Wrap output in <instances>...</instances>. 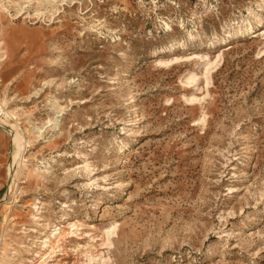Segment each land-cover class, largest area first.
I'll return each mask as SVG.
<instances>
[{"label": "rangeland", "instance_id": "374dc122", "mask_svg": "<svg viewBox=\"0 0 264 264\" xmlns=\"http://www.w3.org/2000/svg\"><path fill=\"white\" fill-rule=\"evenodd\" d=\"M0 264H264V0H0Z\"/></svg>", "mask_w": 264, "mask_h": 264}, {"label": "bare ground", "instance_id": "6f19581e", "mask_svg": "<svg viewBox=\"0 0 264 264\" xmlns=\"http://www.w3.org/2000/svg\"><path fill=\"white\" fill-rule=\"evenodd\" d=\"M213 62V61H212ZM212 67V66H211ZM208 68V67H207ZM5 125V124H4ZM11 134H13V133H11ZM13 139H14V141H16V139H18V137L16 136V134L14 133L13 134ZM15 153V152H14ZM58 230V229H57Z\"/></svg>", "mask_w": 264, "mask_h": 264}]
</instances>
